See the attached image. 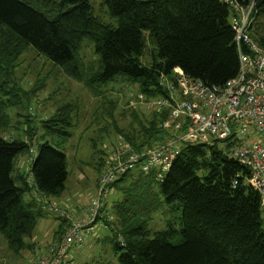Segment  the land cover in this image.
I'll list each match as a JSON object with an SVG mask.
<instances>
[{
    "label": "trees",
    "instance_id": "1",
    "mask_svg": "<svg viewBox=\"0 0 264 264\" xmlns=\"http://www.w3.org/2000/svg\"><path fill=\"white\" fill-rule=\"evenodd\" d=\"M95 2L110 21L95 13ZM238 8L251 9L247 35L264 48V0H0V121L8 123L6 110L22 107L19 97L27 96L9 79L6 58L17 46L18 54L32 48L89 86L119 77L136 83L144 99L162 96L160 79L175 80V68L207 86L222 85L238 73L239 46L247 51L233 28ZM147 40L154 52L150 65L142 62ZM86 44L97 67L83 77ZM168 119V107L155 112L154 125L143 131L148 138L135 149L169 140L174 132L164 126ZM67 127L64 118L50 124L37 147L0 133V233L11 248L22 245L38 218L56 213L49 198L64 191L68 173L67 153L55 137H66ZM224 146L186 143L166 172L157 167L123 172L114 181L123 192L110 207L111 220L99 221L109 230L106 239L117 259L100 255L82 264H264V203L246 181L248 169ZM26 153L27 174L16 165ZM161 203L163 225L150 229V215ZM58 219L68 224L65 216ZM67 264H76L74 257Z\"/></svg>",
    "mask_w": 264,
    "mask_h": 264
},
{
    "label": "rangeland",
    "instance_id": "2",
    "mask_svg": "<svg viewBox=\"0 0 264 264\" xmlns=\"http://www.w3.org/2000/svg\"><path fill=\"white\" fill-rule=\"evenodd\" d=\"M94 5L95 13L103 21L111 20L100 3L95 2ZM1 39L4 42L6 38ZM8 41L14 44L12 40ZM18 50L17 46L6 58L10 61L9 79L17 82L27 92V96L19 97L20 101L22 97V107L15 106L6 110L11 118L8 123L5 118L0 121V133L6 138L20 136L28 139L32 146L37 147L43 141L40 136L48 133L50 124L61 118L70 123L66 137L52 135L67 153L68 175L64 191L59 196H51L49 201L65 210L70 218L68 222H71V219H78L81 211L89 207L90 199L98 194L105 179L111 183L113 177H118L130 151L148 138L143 131L154 125L155 112L166 109L167 106L160 105L153 98L140 97L138 85L122 80L121 77L104 85L89 86L84 81L67 76L61 68L32 48L27 47L20 54ZM81 51H84L85 77L94 72L93 67H97V56L90 44L81 47ZM153 53V47L147 40L142 62L150 65ZM25 114H28V119L23 117ZM171 124L174 125L172 122ZM167 129L170 130V125ZM219 144H224V141ZM29 154L16 160L17 170L23 168L26 174L30 164ZM127 186L128 184L122 187ZM109 187L105 204L108 210L120 198L119 192H123V188L117 190L119 184ZM32 195L34 192L25 193L23 198L28 199ZM159 208V212L154 211L150 215V229L163 225L159 215H163L164 212L161 211L166 208L163 203ZM58 218L63 216L46 213L40 221L37 220L31 234L22 238L21 246L11 248L0 233V264H31L62 234L66 226L59 225L56 229ZM109 235V230L98 222L85 236L84 246L72 247L69 255L74 257L76 264H82L83 257H89V261L100 255L115 262L116 255L110 249L108 238L106 239Z\"/></svg>",
    "mask_w": 264,
    "mask_h": 264
},
{
    "label": "built area",
    "instance_id": "3",
    "mask_svg": "<svg viewBox=\"0 0 264 264\" xmlns=\"http://www.w3.org/2000/svg\"><path fill=\"white\" fill-rule=\"evenodd\" d=\"M238 12L233 28L237 41L243 40L247 51L241 46L238 48L237 75L213 87L187 78L179 68L174 70L175 80L162 77L164 94L156 102L168 107L169 119L164 126L170 125L174 135L145 151H130L118 177H113V181L111 178L112 182L128 169L140 168L147 172L157 167L166 172L183 144L224 141L228 154L248 169L246 181L257 189L264 203V48L247 35L251 9L238 8ZM106 180L98 194L90 199L89 207L81 211L78 219H71L60 237L31 264H67L70 249L82 245L85 234L100 220H111L105 204L112 182ZM49 203L50 209L70 220L65 210Z\"/></svg>",
    "mask_w": 264,
    "mask_h": 264
},
{
    "label": "crops",
    "instance_id": "4",
    "mask_svg": "<svg viewBox=\"0 0 264 264\" xmlns=\"http://www.w3.org/2000/svg\"><path fill=\"white\" fill-rule=\"evenodd\" d=\"M41 218H42V217L38 218V221H40ZM64 220H65V219H64ZM60 223H61V220L58 219V223H57V225H56V229L58 228V226L60 225ZM65 224H66V223H65ZM61 225H63V223H62ZM82 257H83V255H82ZM83 258H84V260L86 259V257H83Z\"/></svg>",
    "mask_w": 264,
    "mask_h": 264
}]
</instances>
